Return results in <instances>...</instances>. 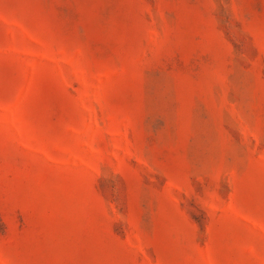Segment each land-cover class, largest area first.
Returning <instances> with one entry per match:
<instances>
[{"label":"rangeland","instance_id":"1","mask_svg":"<svg viewBox=\"0 0 264 264\" xmlns=\"http://www.w3.org/2000/svg\"><path fill=\"white\" fill-rule=\"evenodd\" d=\"M0 264H264V0H0Z\"/></svg>","mask_w":264,"mask_h":264}]
</instances>
